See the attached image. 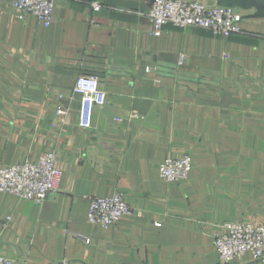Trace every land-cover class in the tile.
Listing matches in <instances>:
<instances>
[{"label": "crops", "instance_id": "1", "mask_svg": "<svg viewBox=\"0 0 264 264\" xmlns=\"http://www.w3.org/2000/svg\"><path fill=\"white\" fill-rule=\"evenodd\" d=\"M151 3L55 0L44 26L0 0V167L55 151L62 173L41 202L0 191L12 264H223L216 226L264 223V18L234 8L241 32L229 37L171 24L155 36ZM81 74L106 93L89 128L73 92ZM183 154L187 178L162 179L160 164ZM115 192L131 214L88 223L87 196Z\"/></svg>", "mask_w": 264, "mask_h": 264}, {"label": "built area", "instance_id": "2", "mask_svg": "<svg viewBox=\"0 0 264 264\" xmlns=\"http://www.w3.org/2000/svg\"><path fill=\"white\" fill-rule=\"evenodd\" d=\"M13 9L32 16L39 24L49 26L53 22L55 0H11ZM99 10L98 2L93 4ZM148 18L151 33L161 34L171 24L177 28L198 27L209 30L214 36L229 37L241 32V11L204 4L200 0H152ZM184 56H180L182 63ZM149 71V68L147 69ZM73 92L80 95L79 126L89 128L93 109L105 103L106 93L100 88L99 79L93 74H81L75 80ZM59 94V98L63 97ZM191 170L189 155L168 157L159 166V176L165 181L187 178ZM62 173L57 167V154L48 151L36 161H25L0 167V191L14 194L20 199L41 202L58 191ZM86 220L90 224L108 229L123 216L130 215L132 208L125 202L123 194L111 196H87ZM213 248L223 264L249 254L252 260H264V223L252 224L244 221H229L216 226L213 233ZM13 259L0 253V264H12ZM59 264H68L63 261Z\"/></svg>", "mask_w": 264, "mask_h": 264}, {"label": "water", "instance_id": "3", "mask_svg": "<svg viewBox=\"0 0 264 264\" xmlns=\"http://www.w3.org/2000/svg\"><path fill=\"white\" fill-rule=\"evenodd\" d=\"M217 5L253 12L248 18H264V0H214Z\"/></svg>", "mask_w": 264, "mask_h": 264}]
</instances>
